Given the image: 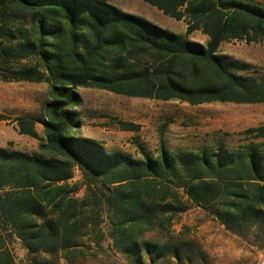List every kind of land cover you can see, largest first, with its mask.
<instances>
[{
    "label": "trees",
    "instance_id": "trees-1",
    "mask_svg": "<svg viewBox=\"0 0 264 264\" xmlns=\"http://www.w3.org/2000/svg\"><path fill=\"white\" fill-rule=\"evenodd\" d=\"M140 1L183 21L185 36L102 0H0V80L48 87L42 136L16 119L38 152L0 148V264H15L13 240L27 264H82L105 237L126 264H203L193 241L145 239L168 233L189 206L264 252V143L177 151L160 141L155 157L136 159L78 134L81 89L191 107L264 104V79L218 54L223 43L264 42L263 0ZM195 32L205 45L187 39ZM246 133L264 138V127Z\"/></svg>",
    "mask_w": 264,
    "mask_h": 264
},
{
    "label": "rangeland",
    "instance_id": "rangeland-1",
    "mask_svg": "<svg viewBox=\"0 0 264 264\" xmlns=\"http://www.w3.org/2000/svg\"><path fill=\"white\" fill-rule=\"evenodd\" d=\"M123 13L143 18L174 34L185 36L186 25L164 16L157 9L140 0H102ZM264 1V0H263ZM189 41L205 45L207 38L200 32L187 37ZM218 54L230 63L247 67L245 74L264 79V42L247 44L232 41L223 43ZM81 127L79 136L101 144L107 152H123L141 158L144 151L157 155L161 141L168 150L196 151L208 145L221 144L227 149H238L248 142L264 143L246 131L264 127V104H206L191 107L177 102H159L126 98L101 90L81 89ZM48 101L46 84L4 82L0 80V148L27 155L36 154L39 141L19 135L17 118L34 121L39 137L42 136L43 108ZM119 122L138 127L123 131ZM76 172L71 184L79 181ZM82 194H79V197ZM105 230V228H104ZM147 240L174 244L193 241L205 254L203 264H261L264 252L250 247L227 234L211 217L200 209L188 210L173 219L169 232H155ZM97 257H86L82 264H126L109 248L107 237L101 242ZM15 264H27L26 252L18 241L10 245ZM194 264H201L196 260Z\"/></svg>",
    "mask_w": 264,
    "mask_h": 264
},
{
    "label": "water",
    "instance_id": "water-1",
    "mask_svg": "<svg viewBox=\"0 0 264 264\" xmlns=\"http://www.w3.org/2000/svg\"><path fill=\"white\" fill-rule=\"evenodd\" d=\"M261 264H264V261H262Z\"/></svg>",
    "mask_w": 264,
    "mask_h": 264
}]
</instances>
